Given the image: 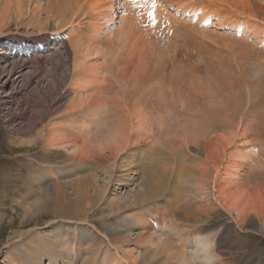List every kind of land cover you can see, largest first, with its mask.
Segmentation results:
<instances>
[{"label":"bare ground","instance_id":"1","mask_svg":"<svg viewBox=\"0 0 264 264\" xmlns=\"http://www.w3.org/2000/svg\"><path fill=\"white\" fill-rule=\"evenodd\" d=\"M263 3L256 8L254 0H160L159 15L170 22L171 41L188 35L221 42L229 36L244 45L239 50L233 40L232 47L223 42L233 59L244 58L249 41L264 49V26L256 23H264ZM136 9L128 0H0V46L8 49L0 47V63L12 51L26 53L29 45L33 54L44 55L57 44L93 91L84 99L77 95L64 111L48 112L25 134L7 135L10 152H19L7 158L16 161L19 174L8 182L0 174V203L25 214L15 227L31 226L13 228L1 243L0 264H227L237 251L230 240L223 250L215 246L222 234L208 226L215 212L226 211L239 231L264 232V189L243 180L240 170V161L248 164L264 152V55L256 59L260 63L247 62L255 72L247 69L246 79V63H235L242 80L236 78L240 84L231 91L212 76L187 80L189 106L184 84H164L170 81L162 73L167 60L142 59L156 33ZM116 18L119 41L137 44L134 52L131 45V51L124 49L123 57L118 37L117 49L95 46ZM138 44L147 46L145 54L137 55ZM93 55L97 63L89 64ZM171 67L172 79L181 84L189 65L173 60ZM168 213L180 216L179 224L170 223Z\"/></svg>","mask_w":264,"mask_h":264},{"label":"rangeland","instance_id":"2","mask_svg":"<svg viewBox=\"0 0 264 264\" xmlns=\"http://www.w3.org/2000/svg\"><path fill=\"white\" fill-rule=\"evenodd\" d=\"M255 1L256 2H264V0H254V7H256V8H257L258 4H256ZM207 3L212 4L211 2H208V1H207ZM168 5L171 7L173 6L170 4H168ZM218 5L220 6V4H218ZM218 5H215V7H218L217 9H219ZM117 11H119V10L117 9ZM224 12H226V11L224 10ZM118 20L119 19L116 18L113 21V23L111 24L112 27L110 28L111 29L110 31H109V29L106 30V28H104V31H108V34H105L104 32H102L101 39L98 43L95 44V46H99V47L102 46L105 49V51L107 50L106 52H108V50L111 49V46H112V48H115V46H120L119 48L122 50H120L118 48L120 50V51L118 50V52L120 54L124 53L123 55L121 54L123 57V56H125V53H126L125 50H127V49L129 50L131 47H133L132 48L133 51H131V49H130V51L134 52V50H135L134 46H136L137 44L134 41V43L136 45H131L133 43L131 40V44H130L131 47H129L130 42L128 43L127 41L124 42L123 40H120L123 43L128 44V45L126 44V46H128L126 48L121 47L122 42L119 41V36L117 35V32L119 33L120 26H121V24L118 22ZM260 22L261 21H258V20L256 21L257 24L264 26V23L262 24V22L261 23ZM189 23H190V21H189ZM34 29L35 28L33 26H29L30 31L34 32ZM80 30L84 31L81 28H80ZM115 34L117 36H115ZM117 37H118V40H117L118 43H116L117 41L115 40V38H117ZM170 37H169V39L168 38H166V39L152 38L154 41V43H153L154 45H151V47L149 46L148 48H147V46L143 47V49H145V48L149 49V50H147L148 51L147 55H143V54H145L143 51H145V52H147V51H146V49L143 50L139 44L138 45L140 47L138 46L136 48L137 50L135 52L139 51L137 55H139L140 53H143L142 55L145 56V58L143 57L142 59L148 58V59H151L152 62H153V60H158V59L160 62H161V60H162V62H163V60L164 61L167 60L166 64H164L165 62H163L164 68L165 67L166 68L163 69L162 73H164L163 74L164 79L169 78L170 81H166L164 84L166 87H172L175 84H176V86H181L182 84H184L185 86L182 87L181 92H183L184 96L187 97L189 106L193 104L191 92L188 88V81L190 79L194 78L196 81H200V80H204V78L211 79V76H212L213 79L215 78L217 82L219 81L218 83L221 84L220 85L221 88H223V86H225L227 84L226 89L233 90L237 87L236 85L240 84V82L242 80L241 75H240V70H239V69H241V67L237 66L238 64H240L238 62L244 61L243 63H246V64H243L244 67L246 68V70L247 69L251 70V76H253V73L255 71L253 70V68L250 69V66L252 67L253 65H251V63L249 64L247 62H252V60H253L252 64H255V62L257 60L261 59L263 57L262 55H264L263 54L264 49L261 50L263 45L258 46L260 48L259 49L256 45L254 46V44L252 46L250 41H249L248 42V46L250 45V48L248 47L249 51L247 49V53H248L249 57L247 56V53L244 54V52L242 50L241 51L242 54H244L246 56V57H244L245 59L243 57L242 58L236 57L235 59H233L235 56L232 54V50L228 49L229 46H225V45H226V43L228 45H230L232 43V40H233L234 45H236V47H237L238 43H239V45L241 44V41H236V40L234 41L235 38L234 39H228L229 36L226 37L225 39H223L224 41L222 40L221 42L214 41V40L212 42L208 38H207L208 41L205 38H204V40H206V41H204L203 38H200V36H198V38L202 39V40H199L198 42L188 35H187L186 39H184V40L177 39V41H175V40L171 41L172 39H170ZM114 40H115L116 45L114 43ZM229 41H231V42H229ZM111 42H113V43H111ZM206 42H207V44H206ZM214 42L216 44L219 43L218 45H220L224 42L225 45L223 43L221 46H218V45L216 46V44ZM110 43H111V45H109ZM117 44H120V45H117ZM208 44H209V46H208ZM56 45L52 44L50 46L49 51H47L44 55L33 54V53H35L34 48L30 47L31 45H29L26 53H21L20 49L16 52L12 51L11 57H9L8 62L3 63V61H2L0 63L3 66L2 69L0 68V76H1L0 77V94H1L0 95V174L4 173L5 175H7V178L5 177L4 182H8L9 180L15 181V179H16L15 177L19 174L18 170H16L17 168H19L18 164H16V161L13 160V158L12 159L7 158L10 156H16L19 153V152H10V146L7 143V135L12 134V133L25 134L26 132H28L29 126L31 124H33L34 121L40 122L42 120V116L48 115L49 113H52V111L53 112L56 110H59L58 112L64 111V109H66L69 102L73 98H77V95H78L84 99L89 94L88 91H90L92 89L91 88L92 82L89 83L87 81H81V77H80L79 73L76 72L78 67H74L72 58H71V60L69 58L63 59L65 57V55H63V53H61L60 46H56ZM232 45H230V46L232 47ZM1 46H3V45H1ZM52 46H54V47H52ZM160 46H162V47H160ZM243 46L244 45L238 46L239 48L242 47L239 50L243 49ZM154 47H157V48H154ZM215 47L216 48L219 47V48L215 49ZM224 47L225 48L227 47L226 48V49H228L227 52H226V49ZM1 48H4L5 49L4 51H8V49H6L5 47H1ZM139 48L142 49V52H141V50H138ZM152 48H154V49H152ZM204 48H205V50H203ZM69 49L72 50L70 44H69ZM115 49H117V47ZM155 49L157 51V54H156V51H153ZM251 49L253 50V53H254V49H255V53L257 55L253 54ZM150 50H151V52H150ZM159 50H161V51L163 50L162 53ZM215 50L220 51V53H218V51L216 52ZM229 50H230V52H228ZM158 51H159V53H158ZM221 51H223V52L221 53ZM262 51H263V53H262ZM163 52H165V53H163ZM207 52H209V53H207ZM160 53L163 56L160 55ZM230 53L232 55H230ZM251 53L253 55H251ZM259 53H260V56H259ZM71 54H72V52H71ZM152 54H154V56ZM158 54L162 57H160ZM142 55H141V57H142ZM151 55L153 56L154 59L151 57ZM221 55H223V56H221ZM255 55H256V57H255ZM148 56H150V57H148ZM211 56H213V58ZM217 56H219L218 58L223 57L224 59L223 58L222 59H216ZM225 56H226V58H225ZM23 57H28L29 60L22 62V63L20 61H17L18 63L13 65L14 67L11 65L14 63V61H16V59L17 60H18V58L22 59ZM93 57H95V56L93 55L92 57L88 58L89 64H95L96 59ZM157 57H158V59H157ZM163 57H166V58L162 59ZM257 58H259V59H257ZM263 58L261 60L264 61ZM199 59H202L203 62H201L202 60L200 61ZM209 59H211V60L209 61ZM237 59L239 61H237ZM246 59H247V61H246ZM173 60L181 61V62L183 61V62H185V64H188L190 67V69L188 68L187 70H185L180 75V78L183 79L181 84L178 83L179 82L178 79H172V77H175V74H176V72L170 71V69L172 68L171 67V61H173ZM261 60H259V61L261 62ZM135 61H132L131 64L127 65V69H128L129 73H132L133 70H135L133 67L134 64L136 63ZM204 61H205V63H204ZM227 61L229 62V64ZM259 61H257V62H259ZM263 61L261 62V64L264 63ZM257 62H256V64H257ZM235 63L236 64L238 63V64L236 65ZM234 64L236 66H234ZM176 65H178V63H176ZM226 66H228V68ZM232 66H233V68H232ZM234 67H236V70L234 69ZM244 67H243V69H244ZM230 68H232L231 71H230ZM8 69H9V72L7 71ZM226 69L229 70L230 72L226 71ZM153 70H155V69H153ZM183 70L184 69H182V71ZM246 70H244L245 73H243V74H245L248 77H246L244 75L245 79L249 78V75H250L249 74L250 71H248V70L246 71ZM155 71H157V70H155ZM221 71L225 77L223 76L222 73L219 74V72H221ZM225 72L226 73L228 72L229 75H228V73L226 74ZM246 72H248V73H246ZM230 73H231V76H230ZM238 73H239V75H238ZM220 76L222 78H220ZM236 78H238L240 80V82H238L239 80ZM220 79L221 80L223 79V80L220 81ZM77 81H79V83L82 84V87H80L78 89L75 86L72 87V83L77 82ZM233 81L235 82V85L233 84ZM231 85H233L232 86V88L234 87L233 89L231 88ZM167 95H168L167 97H169V98L172 97L171 93H169V92L167 93ZM80 97H78V99H80ZM6 100L9 102L7 104H4L3 101L5 102ZM88 104L90 105L91 102H88ZM91 105H93V104H91ZM55 107H57V108H55ZM65 111H67V110H65ZM262 113H264V112H262ZM10 115H11V117H10ZM13 116H15V117H13ZM253 121H255V119H253ZM255 123H256V121H255ZM263 147H264V145H261V148L264 151ZM256 149L255 150L258 151V148H256ZM231 150L235 151L237 149L232 148ZM253 155L254 156H251V158H250V161H249L250 164L248 163L249 165L246 164V162L243 163L240 161V165H241L240 170L242 171L241 177L243 178V180L249 181L251 184L256 185L258 187L260 186L264 189V152H260V153L258 152V154H253ZM255 157H257V158L255 159ZM257 163L258 164L260 163L261 166L257 165ZM258 173H260V174H258ZM14 186L15 185L13 184V187ZM8 190H9V188H8ZM9 191H11V190H9ZM0 206H1L0 207V246H1V243L5 242L8 239V236L11 235V231L14 230L13 228H15V230H22V229L25 230V229H28V227H30L31 225H28V226H25L22 228L21 227L20 228L15 227V225L19 226V224L17 225V223H20L22 221V219L25 217V214L21 210H17L16 212L9 210L8 202H7V204H6V202L0 203ZM1 210H2V212H1ZM213 215H214L213 219L211 220V222H209L208 226H210V227L213 226L215 232L220 231V230L222 231V234L220 232L221 235H219V233L217 234L218 236L216 238L215 246L217 247V249H220L222 247V250H223L224 248L227 247V245H229V242L231 241L230 243L234 246V247L232 246L233 249L235 251H237L235 255L234 254L231 255L226 260L227 264H264V232H258L256 230L253 232V230H248V229L244 230L243 232L239 231V229L236 227L237 226L236 223L231 220V218L229 217V215L227 214L226 211H220V212L218 211V212H215ZM165 216H167L168 221L170 223L173 222L175 224L176 223L179 224L177 219H179L180 216H176L175 214H172V213H168ZM173 219H175V220H173ZM47 220L48 219H46L45 221H47ZM155 220H157V219H155ZM159 220H160V218H159ZM162 220H164V219H162ZM181 221H182V219L180 220V222ZM183 221H184V219H183ZM151 223L153 225H156L155 221H153ZM227 234L229 235V237L227 236ZM233 234H235V235H233ZM230 235H232V236H230ZM187 237L188 236H186V238ZM186 238L184 239L185 241H187ZM236 239H238V240H236ZM225 243L226 244L228 243V244L226 245ZM235 248H237V249H235ZM258 250H259V252H257ZM253 253H255L254 255L251 256V258L252 257L253 258L251 260L248 259L249 258L248 256L253 254Z\"/></svg>","mask_w":264,"mask_h":264},{"label":"snow or ice","instance_id":"3","mask_svg":"<svg viewBox=\"0 0 264 264\" xmlns=\"http://www.w3.org/2000/svg\"><path fill=\"white\" fill-rule=\"evenodd\" d=\"M133 2H137V0H133ZM154 9H155V0H153V12H151L149 15L154 18Z\"/></svg>","mask_w":264,"mask_h":264}]
</instances>
